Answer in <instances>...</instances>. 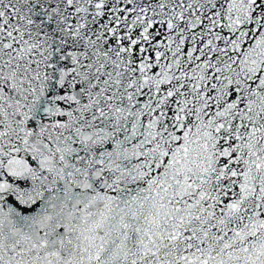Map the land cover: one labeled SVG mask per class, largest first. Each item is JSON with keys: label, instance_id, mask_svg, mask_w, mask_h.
Segmentation results:
<instances>
[{"label": "snow or ice", "instance_id": "1", "mask_svg": "<svg viewBox=\"0 0 264 264\" xmlns=\"http://www.w3.org/2000/svg\"><path fill=\"white\" fill-rule=\"evenodd\" d=\"M0 264H264V0H0Z\"/></svg>", "mask_w": 264, "mask_h": 264}]
</instances>
